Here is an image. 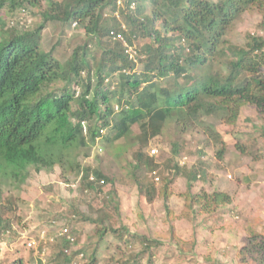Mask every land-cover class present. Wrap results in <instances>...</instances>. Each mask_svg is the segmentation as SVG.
Returning a JSON list of instances; mask_svg holds the SVG:
<instances>
[{
    "label": "trees",
    "instance_id": "16d2710c",
    "mask_svg": "<svg viewBox=\"0 0 264 264\" xmlns=\"http://www.w3.org/2000/svg\"><path fill=\"white\" fill-rule=\"evenodd\" d=\"M26 3L37 7L41 1L0 0V241L10 237L24 242L12 227L18 216L14 217L13 196L4 197L3 184L22 185L31 174L50 172L63 161L79 177L80 191L95 189L102 179H118L103 169H82L78 164L75 154L87 144L88 136L100 153L102 144H116L138 125L132 137L137 144L133 167L153 173L160 165L145 148L164 133L170 120L186 132L195 125L193 115L199 112L234 125L242 108L253 106L264 130V38L248 35L243 46L226 39L243 11L260 13L264 28V0H46L39 8L40 20L31 29L18 26L16 20L8 25L6 14L25 10ZM109 13L112 23L102 24ZM76 26L84 29V37L68 44V33ZM92 42L101 49L99 60L87 58ZM127 45L144 56L140 73L126 53ZM210 59L214 67L205 72ZM116 83L119 87H113ZM172 146L173 158L188 150L180 138ZM172 167L171 176H163L165 185L160 191L154 181L143 184L137 178L148 202L158 192L168 201L173 176L185 177L189 189L198 179H208L206 161L201 159L191 169L178 163L168 169ZM109 199H114L112 193ZM188 199H206L201 214L231 203L229 194L218 191L188 194ZM165 208L173 218L168 204ZM90 210L97 215L92 219L95 224L112 223L108 228L101 226L98 234L109 230L127 242L130 231L124 225L113 227L109 211ZM129 236L136 239L134 233ZM60 239V253L70 264L72 258L63 253L70 241L59 237L55 243ZM176 242L184 252L187 243ZM141 243L148 249L160 241L144 235ZM22 245L27 248L25 242ZM248 247L241 251L245 256L241 264H264V242L249 239ZM1 252L0 259L6 254L4 249ZM95 259L96 250L83 262L91 264ZM125 259L123 264H136L135 255Z\"/></svg>",
    "mask_w": 264,
    "mask_h": 264
},
{
    "label": "rangeland",
    "instance_id": "374dc122",
    "mask_svg": "<svg viewBox=\"0 0 264 264\" xmlns=\"http://www.w3.org/2000/svg\"><path fill=\"white\" fill-rule=\"evenodd\" d=\"M40 1L37 7L26 3L23 6L25 10L9 11L6 23L9 25L16 20L18 26L31 29L40 20L39 8L46 5V0ZM112 16L111 13L106 14L101 23L110 25ZM261 20L260 13L243 11L228 30L226 39L232 45L243 46L248 35L264 38ZM68 35L70 44L72 40L84 37V29L76 26ZM92 45L87 58L99 60L101 49L93 42ZM142 67L143 63H140ZM213 67L214 62L210 59L204 71L210 72ZM119 85L116 83L113 87ZM261 120L253 106H244L234 125L199 112L193 115L195 125L186 132L170 120L164 133L152 138L145 148L150 154L153 149L158 150L154 157L160 167L153 173L146 168L134 170L133 167L132 153L137 144L132 142V137L138 125L114 145L106 144L105 147L101 143L104 151L100 153L96 142L88 136L87 144L75 154L78 164L82 169H103L105 174L116 175L118 179L104 184L99 182L95 189L80 191L79 177L71 165L63 161L50 172L31 174L22 185L18 182L3 184L4 197L13 196L14 217L18 216L14 218L12 227L14 231L35 233L49 219L56 218L60 226H68L76 235V244L71 248L77 260L80 259L76 250L83 251L86 259L92 257L96 250V259L91 264H123L129 254L135 255L136 264H241L245 257L241 251L249 249V239L254 243L264 242V130ZM179 138L189 151L182 150L180 157L173 158L172 142ZM221 150L222 156H219ZM199 159L206 161L208 179H198L189 189L185 177L173 176L170 184L172 194L166 203L160 192L153 202H148L146 194L140 192L137 178L143 184L154 181L160 191L165 185L163 176L170 177L173 172L174 167L168 169L170 165L178 163L191 169ZM158 177L159 180L156 179ZM216 191L229 194L231 203L211 214L200 213L205 210L201 205L206 199L200 202L187 200L188 194H212ZM111 193L113 200L109 199ZM165 204L170 207L171 219ZM91 207L109 211L113 227L126 226L130 233L136 234V239H131L129 233L125 242L109 230L103 236L98 234L101 226L108 228L112 223L95 224L92 219L97 215L90 210ZM172 232H175L174 236ZM144 235L160 243L145 249L141 243ZM177 239L187 243L184 252L179 250ZM61 240L52 246L46 245L44 260L34 250L24 248L18 239H2L6 254L0 259V264H69L60 253L63 248Z\"/></svg>",
    "mask_w": 264,
    "mask_h": 264
},
{
    "label": "built area",
    "instance_id": "2783aa9c",
    "mask_svg": "<svg viewBox=\"0 0 264 264\" xmlns=\"http://www.w3.org/2000/svg\"><path fill=\"white\" fill-rule=\"evenodd\" d=\"M117 37L118 38H122V36L120 34ZM127 47H128V49L126 50V53L128 54L129 59L132 60L137 65L140 64L139 60H140V58H143L144 56L139 53V50L135 46L127 45ZM157 151L158 150L153 149L151 151V153H152L151 155L157 154ZM100 182L104 183L105 181L102 179ZM54 223L55 222H53V224ZM7 234H9V233H7ZM58 235L64 236L65 239L70 241V243H74V241H75V237L71 234L70 229L68 228V226H63L62 228H59ZM20 239L24 240V242L26 243V246L29 249H35L37 253L41 252L42 255H45V253H46V244L49 241L53 242L55 238L54 237H49L47 235V229H42V230L38 231L37 236H27L26 232L21 233ZM1 245L2 244L0 243V257L2 256V252L1 251L4 249L3 246H1ZM69 251H70L69 249L65 250V252H68V253H69ZM80 257H83V254H80Z\"/></svg>",
    "mask_w": 264,
    "mask_h": 264
},
{
    "label": "clouds",
    "instance_id": "9594fccd",
    "mask_svg": "<svg viewBox=\"0 0 264 264\" xmlns=\"http://www.w3.org/2000/svg\"><path fill=\"white\" fill-rule=\"evenodd\" d=\"M132 61V60H131ZM140 61V60H139ZM133 62V61H132ZM134 63V62H133ZM135 68H136V71L138 72V73H140L141 71H142V69H143V67H142V69L140 68V64H136L135 63ZM150 154V153H149ZM151 155V154H150ZM151 156H154V155H151ZM157 179V178H156ZM157 180H159V177H158V179ZM100 182V181H99ZM101 183V182H100ZM105 183V182H104ZM104 183H102V184H104ZM53 222H55L54 224H53ZM63 226H60V224H59V221L57 220V219H49L48 221H47V223L43 226V227H41V228H39L35 233H32V232H28V233H26V235L27 236H37V233H38V231H40V230H42V229H47V235L49 236V237H54L55 239H54V241L53 242H48L47 244H49V245H51L52 246V244H54V242H56L57 241V239L59 238V237H62V238H65L64 236H60V235H58V233H59V228H62ZM14 230H15V228H13ZM25 232V230L24 231H19L18 232V234L19 235H21V233H24ZM70 232H71V234L75 237V241H74V243H70L71 244V246L70 247H66L65 246V248L63 249V253L64 254H66V255H68L69 257H71L72 259V264H85L84 262H83V260H84V258L86 257V254L83 252V251H80L79 253H77V257L80 259V260H77L76 258H75V255H74V253H75V251L71 248V247H73L75 244H76V235L74 234V232L73 231H71L70 230ZM20 239V238H19ZM38 239V238H37ZM22 240V239H21ZM22 242V241H21ZM24 243V242H23ZM46 244V245H47ZM27 247V246H26ZM27 249H28V247H27ZM41 249V248H40ZM66 249H69L70 251H69V253L68 252H65V250ZM30 250H34L35 252H36V250L35 249H30ZM77 251V250H76ZM37 253V252H36ZM37 254H39L41 257H43V259L45 260V258H46V255H47V253H45V255H42L41 254V252H38ZM80 254H83V257H80Z\"/></svg>",
    "mask_w": 264,
    "mask_h": 264
}]
</instances>
